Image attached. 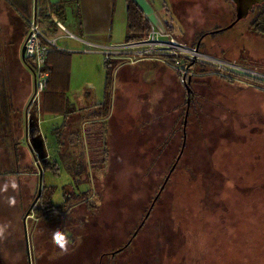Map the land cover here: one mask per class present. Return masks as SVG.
Wrapping results in <instances>:
<instances>
[{"label":"rangeland","instance_id":"obj_1","mask_svg":"<svg viewBox=\"0 0 264 264\" xmlns=\"http://www.w3.org/2000/svg\"><path fill=\"white\" fill-rule=\"evenodd\" d=\"M152 1L179 41L192 46L203 34L211 33L203 39L207 52H223V45L224 52L237 64L246 65L234 74L260 78L263 81L256 79L257 86L264 88V35L260 37L254 28L249 30L252 15L233 30L212 35L235 20V7L227 0ZM24 4L29 6L26 17L21 12ZM34 6L35 0H0V93L4 87L16 109L11 123H0V172L15 170L12 140L7 133L13 130L17 137L22 131L27 103L24 98L28 95L30 101L33 94H28L27 85L29 80L33 82V74L20 58V51ZM72 40L60 41L61 47H68ZM217 60L213 66L224 72L231 70L228 62ZM17 76L27 84L16 82ZM202 78L205 76L198 80ZM218 85L214 79L191 85L195 94L184 153L144 227L126 250L114 257L110 254L122 249L139 228L181 152L186 90L178 141L169 148L138 147L129 142L110 148L108 160L103 163V152L98 150L101 143L89 134L85 146L76 139L62 160H49L59 162L56 174L46 168L45 140L26 141L20 165L29 173L8 177V186L16 190H0V264H28L22 219L39 193V171L42 197L26 224L32 264H231L236 257L238 264H259L264 246L254 251L253 243L259 230L264 229V222L263 227L255 226L264 219L263 193L258 187L262 180L238 178L234 161L250 149L241 147L251 137L245 131L249 120L223 105L228 103L227 96L218 99L216 94L230 91ZM32 118H36L35 111ZM43 127L47 136L54 137L52 127ZM106 130H102L103 140ZM56 147L60 150L58 144ZM32 151L40 152L42 171ZM20 184L24 188V212ZM50 199L54 206L46 209L42 201ZM65 199H69L67 203ZM237 236L243 237L242 243L236 242ZM247 238L251 239L249 243Z\"/></svg>","mask_w":264,"mask_h":264},{"label":"crops","instance_id":"obj_2","mask_svg":"<svg viewBox=\"0 0 264 264\" xmlns=\"http://www.w3.org/2000/svg\"><path fill=\"white\" fill-rule=\"evenodd\" d=\"M59 1L45 0V8L49 10ZM71 1L69 0L70 3L66 6L63 22L75 36L106 46L126 42L128 0ZM134 2L143 10L150 25L167 24L159 11L153 7L155 3L152 0H134ZM64 40L71 39L63 38L61 42ZM24 41L25 38L20 51L22 60ZM60 51L70 54L67 58L69 75L67 81L63 83L66 91L60 96V107L56 109L55 106V110L65 111L67 107L71 112L45 114L42 112L43 94L32 104L28 95L25 96L24 104L26 101L27 103L24 109L23 127L20 135L14 137L16 141L21 139L29 142L31 139L37 140L42 137L45 140V158L48 161L53 160V157H60L62 160L69 154L76 139L83 144L89 134H93V139L98 135L104 139L102 130L105 129L107 132L103 141H106L109 148L130 142L133 146L162 149L165 146L169 148L178 141L176 134L182 116L180 110L183 106L185 89L171 67L156 59H141L135 64H128L122 56L115 55L107 60L99 53L86 51L85 45L78 40L68 42V47L62 45ZM52 59L51 65L58 69L62 58ZM208 77L194 82L199 81L203 84L214 79L218 86L230 91L221 92V95L216 94V97L221 99V96H227L228 100L225 99L228 103L223 105L235 109L239 112L238 116L247 117L249 120L245 123L247 129L245 131L251 137L241 147L248 146L250 149L242 158L234 160L237 177L261 179L262 183L258 187L264 191V92L242 86L245 85L244 81L237 80L240 84H228L226 81ZM16 79V82L26 83L22 76H17ZM27 83L28 94H31L33 82L29 80ZM185 96L187 99V94ZM33 111H35V119L32 118ZM46 124L49 125V129L52 127L54 130V137L44 133L43 126ZM189 130V127H186V132ZM84 131L88 134L84 135ZM56 132L62 133V136L60 137ZM256 132H259V137L253 134ZM57 138L61 139L60 150L56 147ZM200 139H202L201 135ZM200 144L202 145V141L199 142ZM32 154L41 159L39 151H32ZM248 225L250 224L247 223ZM242 238L237 236L236 242H240ZM249 241L251 239L247 238V243ZM235 261L231 264H238V257Z\"/></svg>","mask_w":264,"mask_h":264},{"label":"built area","instance_id":"obj_3","mask_svg":"<svg viewBox=\"0 0 264 264\" xmlns=\"http://www.w3.org/2000/svg\"><path fill=\"white\" fill-rule=\"evenodd\" d=\"M49 15L51 17L49 23L42 21L39 17L38 8L35 6L24 41V62L30 67L33 74L31 103L37 102L41 95L48 90L50 74L46 71L47 58L53 51L62 49L60 41L63 38L78 40L85 45L86 51L103 54L106 59H110L115 55L122 56L128 64H135L141 59L160 60L177 72L183 81L192 80V78L198 76L194 64H204L222 76L244 80L251 79L252 81L260 80V78H256L258 79L256 80L250 75H235L234 70L245 66L223 59L221 60L228 62L231 70L221 71L213 66L220 58H211L212 56L202 53L201 49L197 50V45L190 46L179 41L174 32L169 30L165 24L159 26L151 24V29L145 39L106 46L78 38L68 30L58 16L51 12H49Z\"/></svg>","mask_w":264,"mask_h":264},{"label":"trees","instance_id":"obj_4","mask_svg":"<svg viewBox=\"0 0 264 264\" xmlns=\"http://www.w3.org/2000/svg\"><path fill=\"white\" fill-rule=\"evenodd\" d=\"M35 1L37 2V6L39 9L38 10L39 17L42 21L48 22V23L51 21V17L49 15V12L58 16L59 19L64 21L65 9H66L67 4L70 2H68L67 0H60L58 3L52 5L49 8V10H47L45 8V0H35ZM73 1L74 0H72L71 2H73ZM21 12L25 17L28 16L29 15V6L27 4H24L23 6H21ZM127 15H128V34H127L126 42H134V41H139V40L145 39L147 34L149 33L150 29H151V25H150L149 21L146 19V16H145L143 10L139 7V5L136 4V2H134V0H128ZM250 15H252L254 18H253V21L249 24V30L254 28L255 31L258 32V34L264 35V4L261 6H256ZM166 27L169 30H171L172 32H174L173 29L171 27H169V25L166 24ZM233 28L228 29L226 31H231V30H233ZM223 32L224 31H220L218 33H213L212 35H218V34L223 33ZM197 44H198V42L194 43L193 45H197ZM203 45H204V43L202 42L201 47H200L202 53L208 54L211 56L216 55V56H219L220 59L236 63L235 59H233L232 57H230L228 54H226L224 52L226 49L223 47V45H222V48L224 50L223 52H218V51H221L219 49H216L213 52H211V51L207 52V50L205 49V47ZM216 45L218 46V44H216ZM59 57H61L62 60H61L59 67L57 66L58 69H56L55 67H53L51 65V61L53 60L52 58L59 60ZM68 57H70V54H68L67 52H61L60 50H55L52 53H50L48 58H47L46 71L50 74V79H49L48 90L43 94V98H42V112L45 114H49V113L50 114H59V111H61V112L63 111V113H70L71 112L70 109L67 107L65 108V111L64 110H57V111L55 110V106H56V109L58 107H60V104H59L60 96L62 94H64V92L66 91L65 88L63 87V83L65 80L67 81L68 75H69V72H68L69 60H67ZM246 59L247 58H245L244 60H246ZM107 60H110V59H107ZM241 65L246 66L244 64H241ZM193 66H194L195 71L198 74V76L192 78L190 87L193 84L194 80H198L199 77H204V76L210 77L213 75V76H215L213 78L226 81L228 84H234L235 81H237V79H240V78H236V77L222 76L204 64H202V65L194 64ZM176 75H177L180 83L182 84L183 88L186 90L185 85H186L188 80L183 81V79L179 76V74L177 72H176ZM241 81H244L246 88H254L256 90L264 92L263 87L260 88L257 86L258 85L257 81H252L251 79H245V80L241 79ZM252 85H254V86H252ZM1 89H2V92L0 93V119L2 122H0V123L9 124L12 121L11 119H12L13 115L15 114L16 109H15V106H14V103L12 101L11 96L8 94V91L4 87L3 88L1 87ZM186 94H187V91H186ZM193 96H194V92L192 93V96L187 95V100L189 97H191V100H192ZM187 100H186V106H187ZM56 133L58 134V132H56ZM58 135H60V137H61L62 133H60ZM96 142L101 143V145L98 146L99 147L98 150L103 152L101 154V155H103L102 162L106 163L108 160V157H109V149L110 148L106 145V143H104L101 135L97 136ZM57 144L60 146V144H61L60 138H57ZM12 150H13V147H12ZM13 154H14V152H13ZM14 158H15L14 166L16 167L17 162H16L15 154H14ZM38 158L39 157L36 158V162H37V164L41 165V161H40L41 159L40 158L38 159ZM20 160H21V158H20ZM59 167H60V165L58 162L52 163L49 161H48V166H46L47 169L54 170V173H56V174L59 173V170H60ZM26 173H29V172L26 170ZM262 193H263V197H264V191L263 190H262ZM68 200L69 199H65V203H67ZM42 204L44 206H47L46 209L54 206L51 199L48 201L43 200ZM263 221H264V219H263ZM263 221H261L260 224H255V226L260 225L263 227V225L261 224V223H263ZM256 235L257 236L255 237V240L253 243L255 245L254 251H255V249L258 250L264 246V229H260L259 233ZM126 248L127 247H123V250L125 251ZM249 248H250V245H249ZM263 252H264V250H263ZM259 264H264V258H261V261H259Z\"/></svg>","mask_w":264,"mask_h":264},{"label":"water","instance_id":"obj_5","mask_svg":"<svg viewBox=\"0 0 264 264\" xmlns=\"http://www.w3.org/2000/svg\"><path fill=\"white\" fill-rule=\"evenodd\" d=\"M228 2H230L234 7H235V12H236V17H235V20L226 28L224 29H221V30H217V31H213V33H218L220 31H226L228 29H231L233 28L235 25H237L240 21L242 20H246L248 18V16L253 12L254 8L256 6H261L264 4V0H227ZM36 7H37V2H36ZM208 34H211V33H207L205 35L202 36V38L200 39V41L198 42L197 44V50L200 49L201 47V43H202V40L208 35ZM24 55H25V47H23L22 49V57H23V60H24ZM190 84H191V79H188L186 85H185V88H186V91H187V95L188 96H192V93H193V90L192 88L190 87ZM32 104V103H31ZM190 105H191V97L188 98L187 100V111H186V118H185V129H184V143L182 145V149H181V152L177 158V161L176 163L173 165L169 175L167 176L163 186L161 187L159 193L157 194L156 198L154 199L151 207H150V210L148 212V214L146 215L144 221L140 224L139 228L136 230V232L134 233L132 239L127 243L126 247L130 245L131 241L133 240V238L136 237V235L138 234V232L140 231V229L143 227L145 221L147 220V218L149 217L155 203L157 202L158 198L160 197L161 193L163 192L171 174L173 173V171L176 169L177 167V164L178 162L180 161L183 153H184V150H185V147H186V141H187V134H186V126H187V123H188V116H189V111H190ZM40 170L42 171V169L40 168ZM39 183H40V188H39V193H38V197L36 199V202L38 201L39 197L41 196L42 194V172L39 171ZM24 229H25V240H26V248H27V254H28V258H29V264H32L31 262V254H30V239H29V235H28V231H27V226H26V220H24ZM122 251L121 249L120 250H117L116 252L112 253V255H114L115 253H118Z\"/></svg>","mask_w":264,"mask_h":264},{"label":"flooded vegetation","instance_id":"obj_6","mask_svg":"<svg viewBox=\"0 0 264 264\" xmlns=\"http://www.w3.org/2000/svg\"><path fill=\"white\" fill-rule=\"evenodd\" d=\"M203 35H205V34H203ZM209 35L210 34H208L205 38H208L209 37ZM211 36V35H210ZM204 38V39H205ZM202 42H203V40H202ZM202 44V43H201ZM190 108H191V105H190ZM187 111V110H186ZM5 131H8V129H6ZM20 133H21V131L19 132V135H20ZM7 135L9 136V137H11V139H12V147H13V152H14V154H15V157H16V162H17V165H16V167H15V170H6L5 172H0V190H16L15 188H11L10 186H8V177H10L11 175H17L18 177H21L22 175H26V174H28V173H26V170H24V169H21V165H20V154H22V153H24V149H26V141L25 140H15L14 139V137H15V132L13 131V130H10L9 131V133H7ZM23 151V152H22ZM38 168L40 169L41 168V166L40 165H38ZM38 169V170H39ZM22 172V173H21ZM38 174V173H37ZM39 188H40V183H39ZM19 194H20V199H21V210L24 212V210H25V204H24V200H23V190H24V188L22 187V185L20 184L19 185ZM37 197H38V195H37ZM37 197L34 199V201H33V203L29 206V209H28V211H27V213H25L24 214V216H23V219H22V223L24 224V220H26V224H27V219H28V217L31 215V213H33V211L35 210V207H36V205L40 202V199H41V197H42V194H41V196L39 197V199H38V201L36 202V199H37ZM159 199V198H158ZM153 203V202H152ZM152 205V204H151ZM155 206V205H154ZM151 207V206H150ZM154 208V207H153ZM149 210H150V208H149ZM149 210L147 211V214H148V212H149ZM152 211H153V209H152ZM152 211H151V213H152ZM151 213H150V215H149V217L151 216ZM146 214V215H147ZM146 217V216H145ZM149 217L147 218V220L149 219ZM145 219V218H144ZM146 220V221H147ZM144 221V220H143ZM142 221V222H143ZM146 221H145V223H144V225L146 224ZM144 225H143V227H144ZM142 227V228H143ZM141 228V229H142ZM140 229V230H141ZM136 232V231H135ZM140 232V231H139ZM138 232V233H139ZM134 235V234H133ZM133 235H132V237H133ZM138 235V234H137ZM136 235V236H137ZM132 237H131V239H132ZM136 238V237H135ZM130 239V240H131ZM134 239V238H133ZM129 240V241H130ZM133 241V240H132ZM131 241V242H132ZM127 245V244H126ZM126 245L124 246V247H126ZM30 247H31V242H30ZM128 247V246H127ZM121 249V248H120ZM120 249H118V250H120ZM122 251H120V252H118V253H115L114 255H112V253L110 254L112 257H114L115 255H117V254H121L124 250H123V248L121 249ZM117 251V250H116ZM115 251V252H116ZM114 253V252H113ZM28 264H29V258H28Z\"/></svg>","mask_w":264,"mask_h":264},{"label":"bare ground","instance_id":"obj_7","mask_svg":"<svg viewBox=\"0 0 264 264\" xmlns=\"http://www.w3.org/2000/svg\"><path fill=\"white\" fill-rule=\"evenodd\" d=\"M222 63V62H221Z\"/></svg>","mask_w":264,"mask_h":264}]
</instances>
